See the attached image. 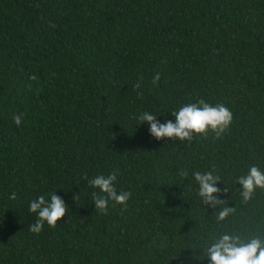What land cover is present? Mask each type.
<instances>
[{
	"label": "trees",
	"instance_id": "16d2710c",
	"mask_svg": "<svg viewBox=\"0 0 264 264\" xmlns=\"http://www.w3.org/2000/svg\"><path fill=\"white\" fill-rule=\"evenodd\" d=\"M199 99L231 110L220 137L157 141L138 125ZM252 165L264 0H0V264H180L218 232H264V189L244 201L234 182ZM113 168L131 198L95 210L85 177ZM206 170L235 209L221 223L191 177ZM52 191L68 213L33 233L29 201Z\"/></svg>",
	"mask_w": 264,
	"mask_h": 264
},
{
	"label": "clouds",
	"instance_id": "9594fccd",
	"mask_svg": "<svg viewBox=\"0 0 264 264\" xmlns=\"http://www.w3.org/2000/svg\"><path fill=\"white\" fill-rule=\"evenodd\" d=\"M159 75L154 77L153 83L159 81ZM139 87V85H137ZM172 118L161 119L150 111L139 113L136 119L138 125L147 124L151 138L160 141L176 139L180 142L191 141L196 134H206L212 131L220 137L229 127L233 114L224 104L212 105L204 99L187 103L170 113ZM17 126L21 124V115L13 117ZM119 169L113 168L108 174L98 173L92 178L85 179L94 189L90 193L95 210L107 211L109 206H126L132 193L118 190L117 182ZM181 177L187 178L189 173L183 170ZM192 180L197 185V195L204 205L212 210L216 222L221 223L233 215L235 209L222 199L220 176L214 171H193ZM235 186L239 185V194L244 201H248L257 189H264V168L258 165L248 167L246 173L235 177ZM228 188L225 187L223 195ZM15 199V193L12 194ZM69 210L65 199L58 191L49 192L47 198L40 195L29 201V213L35 214V222L29 230L39 234L45 224L54 227L64 218ZM180 259V264H264V232L244 235L239 231L224 230L214 234L195 252L190 251Z\"/></svg>",
	"mask_w": 264,
	"mask_h": 264
}]
</instances>
